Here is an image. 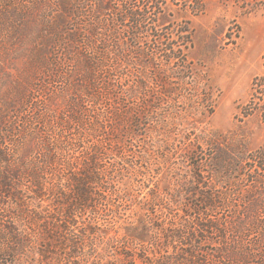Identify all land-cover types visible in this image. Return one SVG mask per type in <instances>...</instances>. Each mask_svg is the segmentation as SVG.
Masks as SVG:
<instances>
[{
	"label": "rangeland",
	"instance_id": "1",
	"mask_svg": "<svg viewBox=\"0 0 264 264\" xmlns=\"http://www.w3.org/2000/svg\"><path fill=\"white\" fill-rule=\"evenodd\" d=\"M122 1L116 0L114 8L121 9ZM176 2H167L166 10L152 16L153 23L144 24L137 39L120 35L124 58L114 64L115 93L108 100L97 92L91 94L97 98L83 92L84 46L78 47L79 52L70 49L67 35L60 41L50 29L62 10H77L78 25L72 29L84 28L82 20L96 10L98 0H0V245L6 242L4 233L11 224L32 235L28 257L4 258V264H47L37 260L40 216L34 203L24 205L29 197L24 171L42 165L40 136L54 133L58 120L72 111L76 100L79 106L73 111L81 108L94 115L98 133L111 122L114 127L125 126L131 113H142V125L133 124L134 132L119 141L108 144L106 137H98L103 146L100 166L106 174L114 171L111 178L121 193L144 200L149 190L169 186L178 201L176 215L209 218L218 226L230 223L226 244L245 241L231 227L245 218L252 201L264 204V184L252 183L262 180L264 172L251 168L248 159L264 149V97L260 101L256 97V110L242 115L255 96L254 79L264 76V0H189L186 7L181 0ZM185 30L191 44L182 51L184 63H168L167 56L178 50ZM112 135L117 137L116 132ZM121 146L125 152H119ZM118 168L122 171L116 173ZM72 172L70 166L63 168L58 181L44 174L45 186L65 187ZM192 176L202 191L220 198L199 216L192 206L202 211L203 204L173 193ZM10 177L16 180L15 193L23 196L18 200L8 198L11 193L4 188ZM52 200L50 193L43 204ZM111 201L124 217L130 216L128 203L120 196ZM83 222L94 232L83 244L106 246L104 220L86 213L79 225ZM211 237L213 243L222 241L217 233ZM201 247L212 252L217 245ZM115 250H109L114 260ZM217 260L216 264H227Z\"/></svg>",
	"mask_w": 264,
	"mask_h": 264
},
{
	"label": "trees",
	"instance_id": "2",
	"mask_svg": "<svg viewBox=\"0 0 264 264\" xmlns=\"http://www.w3.org/2000/svg\"><path fill=\"white\" fill-rule=\"evenodd\" d=\"M102 1L98 0L96 10H91L86 16L87 20H82L84 28L75 29L76 31L72 29V26L78 25L77 10H62L50 29L60 41L64 39L63 35H67L66 39L71 42L70 49L77 48L76 51L79 52L78 47L84 46L81 68L84 75L82 81H85L83 92L91 96L88 98H97L91 95L97 92L100 97L111 100L115 93V77L117 78L114 64L124 58L121 53L124 51L119 46L120 35L126 40L137 39L141 27L144 24L151 25L152 16L166 10L167 2L178 4L177 0H123L122 8L116 9V0ZM188 1L181 0V4L184 7L190 6ZM185 33L177 46L178 50L167 56L168 63L174 60L184 63L182 51L191 44L190 33L188 30ZM176 52L180 55H176ZM252 89L255 96L242 111L244 116L249 115L247 111L258 107L256 97H259L258 101L264 97V76L254 79ZM78 106L79 100L73 102L76 110ZM74 108L58 120L54 133L48 134L46 138L40 136L44 147L41 148L44 153L42 165L38 169L24 171L30 191H27L29 197L24 198V205L28 207L31 202L34 203L38 210L36 215L40 216L37 260L47 264H87L89 259L92 262L88 264H216L217 259L222 258L227 264H264V204L256 203L255 200L249 204L245 218L234 222L231 227L245 241L236 240L228 246L224 240L230 223L218 226L209 218L196 219L189 216L186 219L187 215H176L178 201L169 193V186L149 190V198L144 200H131L126 192L121 193L116 187L115 180L111 178L114 171L106 174L100 166L103 146L98 137H106L108 144L115 143L112 140L119 141L123 135L134 132L133 124L142 125V113L135 116L131 113V119L127 118L125 126L118 123L114 127L112 122H106L108 126H105L103 133H98L95 116H89L81 108L79 112L73 111ZM262 116L264 117V110ZM113 132L117 133V137L112 135ZM125 148L121 146L119 152H125ZM248 159L251 168L264 172V149L251 153ZM68 166L73 172L68 176L65 187L53 188L55 184L50 188L45 186L44 174H49L52 180L58 181L61 179L59 172ZM26 167L24 164L22 170ZM121 171L122 168H118L116 173ZM108 179L113 186H110ZM261 179L263 181L254 179L252 183L264 184V178ZM15 182L10 177L3 184L8 194L11 193L8 198L18 200L19 196H23L15 193ZM201 189L197 178L192 176L191 182L178 184L173 193L180 196L184 193L190 200L195 199L203 204L202 211L198 205L192 206L196 211L194 213L199 216L204 210L213 209L215 200H220L218 196ZM50 193L52 202L43 204L45 196ZM115 195L120 196L124 204L128 203L130 216L128 214L124 217V213L111 201ZM86 213L93 219L104 220L106 246L100 248L94 243L86 246L83 244L88 235L94 234L88 222L79 225ZM213 233H217L222 241L213 243ZM4 235L6 242L3 243L4 247L0 245V263L4 264V258H14L15 261L19 257H28L31 234H26L19 226L11 224ZM199 236L203 238L200 239ZM205 243L217 247L211 249L212 252H204L201 246ZM113 248H116L115 254H118L115 260L109 254V250Z\"/></svg>",
	"mask_w": 264,
	"mask_h": 264
}]
</instances>
